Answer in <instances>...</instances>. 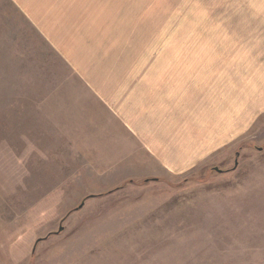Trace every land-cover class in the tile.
Masks as SVG:
<instances>
[{"label": "rangeland", "instance_id": "1", "mask_svg": "<svg viewBox=\"0 0 264 264\" xmlns=\"http://www.w3.org/2000/svg\"><path fill=\"white\" fill-rule=\"evenodd\" d=\"M219 1L100 3L106 20L100 52L105 47L115 59L108 67L116 79L133 90L153 79L145 104L154 100V106H161V85L178 102L186 88L185 108L172 99L169 112L172 128L180 119L177 143L193 154L183 162L187 170L141 172L124 165L130 158H100L96 150L86 158L77 140L76 148L64 149L50 109L41 107L50 99L45 91L38 92L37 107L28 98L10 109L12 118L20 112L26 140L2 135L0 122L6 153L0 155V264H264V73L242 75L264 61L225 59L228 38L231 55L239 49L258 56L260 46L234 42L263 30L228 22L226 0ZM218 68L241 76L211 75ZM200 79L209 90L198 109L193 92ZM44 84L39 74L38 85ZM211 94L218 100L210 107L205 97Z\"/></svg>", "mask_w": 264, "mask_h": 264}, {"label": "crops", "instance_id": "2", "mask_svg": "<svg viewBox=\"0 0 264 264\" xmlns=\"http://www.w3.org/2000/svg\"><path fill=\"white\" fill-rule=\"evenodd\" d=\"M101 2L102 0L96 3L92 0H0V94H4V99L0 100L2 135L12 133L17 135L14 139L26 140L25 134H21L23 124L19 122L20 112L16 114L17 123V117H13V120L10 109H21L28 98L32 100L28 103L37 107L38 92L45 91L51 95L49 100L42 101L41 107L50 109L51 125L57 126V142L64 141V149L78 146L79 153L86 158L91 155L92 150H96L100 158L111 154L117 159L121 158L119 161L130 158L124 165L136 166L141 172L187 170L183 162H192L193 154L188 155L183 150L184 147L177 143L180 139L177 126L179 118H175L173 126L178 129L170 135L173 132L170 102L172 99L175 101L171 89L160 86V91L156 94L161 106H154V100L150 105L145 104L149 101L145 96L148 93L147 87L150 85L152 89L154 80L137 83V90L127 89L120 77L115 78V69L108 67V61L111 63L115 59H108L105 47L104 52H100V25L102 28L106 26L105 18L102 16L101 19L100 15ZM223 3L221 2V6ZM225 6L228 22L232 18L249 31L263 30L258 38L254 35L255 38L252 37L249 42L244 38L234 42L235 46H260L256 49L261 52L258 56L247 57L237 52L239 49H236L234 56L231 55L228 38L226 61H264V47H261L264 46V0H226ZM218 59L217 53L216 59L212 60ZM251 65L252 73L243 71L242 75L263 76L264 62ZM221 70V73L220 68L214 70V73L211 71V75L217 73L216 76L222 78L241 76L238 72L232 74L223 71L226 69ZM39 74L44 77L43 89L42 85H38ZM197 81L200 88H195L193 93L197 99L195 107L200 109L203 96L209 89L205 83L207 80ZM183 83L185 85L187 82ZM215 83L217 81L212 79L210 84L213 87ZM180 84L181 82L174 85ZM179 92V89L175 90V94H180ZM181 93L183 101L175 102L182 103L185 108L186 88ZM10 94H18L20 99H11ZM213 96L214 94L205 97V102H209L210 107L213 106L214 99L218 100L217 96ZM166 105L168 107L165 111ZM75 140L82 143H77L75 147ZM61 152L60 150L57 154L63 156L64 153ZM0 153L6 156L4 150H0Z\"/></svg>", "mask_w": 264, "mask_h": 264}, {"label": "water", "instance_id": "3", "mask_svg": "<svg viewBox=\"0 0 264 264\" xmlns=\"http://www.w3.org/2000/svg\"><path fill=\"white\" fill-rule=\"evenodd\" d=\"M237 165H238V160H236L235 167H237ZM215 169H216L217 171H222V170H220L218 167H216ZM61 228H62V226H61Z\"/></svg>", "mask_w": 264, "mask_h": 264}]
</instances>
